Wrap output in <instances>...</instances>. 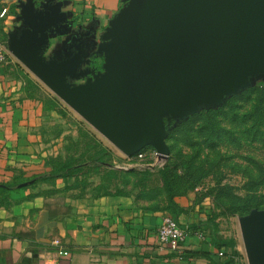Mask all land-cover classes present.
Listing matches in <instances>:
<instances>
[{
    "label": "water",
    "instance_id": "1",
    "mask_svg": "<svg viewBox=\"0 0 264 264\" xmlns=\"http://www.w3.org/2000/svg\"><path fill=\"white\" fill-rule=\"evenodd\" d=\"M55 1L20 4L8 49L127 156L152 146L167 159L165 117L220 102L264 69V0H128L99 38L79 28L63 58L46 54L68 24ZM240 225L249 264H264V210Z\"/></svg>",
    "mask_w": 264,
    "mask_h": 264
},
{
    "label": "crops",
    "instance_id": "2",
    "mask_svg": "<svg viewBox=\"0 0 264 264\" xmlns=\"http://www.w3.org/2000/svg\"><path fill=\"white\" fill-rule=\"evenodd\" d=\"M28 1L2 0L8 11L0 22V41L22 26L20 4ZM56 1L63 2L68 24L53 35L46 54L59 58L73 54L79 28L93 29L99 38L128 2ZM31 73L8 49L7 60L0 62V183L47 176L50 158L63 155L65 136L77 132L58 127L59 111L35 94L39 81ZM53 187L40 180L0 203V264H228L231 250L214 241L210 201L195 190L174 196L172 211L162 184L148 196L139 190L96 194L89 189L78 195L74 188ZM166 213L187 231L177 249L158 238ZM60 248L70 254H60Z\"/></svg>",
    "mask_w": 264,
    "mask_h": 264
},
{
    "label": "rangeland",
    "instance_id": "3",
    "mask_svg": "<svg viewBox=\"0 0 264 264\" xmlns=\"http://www.w3.org/2000/svg\"><path fill=\"white\" fill-rule=\"evenodd\" d=\"M2 4L0 0L1 8ZM8 32L2 41L6 46ZM32 75L39 81L35 94L44 99L49 109H58V127L77 131L75 136L70 132L65 136L63 147L68 144L67 136L77 140L69 150L63 148L66 158L70 156L78 164L94 152L92 148L88 152L92 140L82 137L79 129L88 130L90 136L112 151V167H98L93 162L80 168L75 178L54 180L51 190L74 188L78 195L88 189L96 194L139 190L148 196L160 191V171L165 168L176 190H195L209 199L211 220L219 234L236 242L239 253L235 264H249L240 218L252 210H264V69L247 75L238 90L225 94L220 102L202 103L196 113L186 117H165L170 155L163 161L158 160L152 146L142 149L143 158L138 157L140 151L127 156Z\"/></svg>",
    "mask_w": 264,
    "mask_h": 264
},
{
    "label": "trees",
    "instance_id": "4",
    "mask_svg": "<svg viewBox=\"0 0 264 264\" xmlns=\"http://www.w3.org/2000/svg\"><path fill=\"white\" fill-rule=\"evenodd\" d=\"M1 22V21H0ZM79 133L82 137L86 136L88 137V140H92L91 144L87 146L88 152L92 149H94V152L91 154V156L88 158V160H85V162L74 164L71 160V157L69 156L66 158V155H58L56 157L50 158V164L52 167L51 172L47 176H32L29 178H22L19 180L14 181L13 183H0V203H4V200L10 198L11 194L13 192H20L21 190L28 188L30 186H33L38 181H48L52 183L57 178L61 177L63 179H70L72 177H77L79 174V169L84 167L87 168L91 165V163L95 162L98 167H112L113 164L109 158L112 156V151L110 148H108L106 145L102 144L98 140H96V137L90 136V132L88 130L79 129ZM67 145L64 147L65 150H69L71 148V145L76 143V138L73 136H67L66 137ZM144 150V149H143ZM143 150H141L139 153H141ZM67 152V151H66ZM138 153V154H139ZM161 172V184L164 189V191L167 194L168 197V209H171L174 211L175 203H174V196L182 193H186L189 190H176L175 186L172 185V182L170 180V176L166 169L164 168ZM27 183L24 186H21V184ZM65 190V188H62ZM112 194V193H107ZM114 194V193H113ZM145 195V194H144ZM211 220V219H210ZM213 234H214V241L219 244V246H225L226 248L231 250V256L228 260L229 263H235L236 261V255L239 253L236 249V242L233 239H220L216 236V233L218 232V228L216 224H213Z\"/></svg>",
    "mask_w": 264,
    "mask_h": 264
},
{
    "label": "built area",
    "instance_id": "5",
    "mask_svg": "<svg viewBox=\"0 0 264 264\" xmlns=\"http://www.w3.org/2000/svg\"><path fill=\"white\" fill-rule=\"evenodd\" d=\"M7 8H0V21L6 16ZM8 46L0 41V62L7 60ZM158 158V153L156 154ZM139 158L144 157V153L138 154ZM159 241L162 245L170 246L172 249H177L185 241L187 237L186 229L182 228L174 216L170 213H166L161 221L157 230ZM59 253L63 255H69V251L63 248L59 249Z\"/></svg>",
    "mask_w": 264,
    "mask_h": 264
},
{
    "label": "flooded vegetation",
    "instance_id": "6",
    "mask_svg": "<svg viewBox=\"0 0 264 264\" xmlns=\"http://www.w3.org/2000/svg\"><path fill=\"white\" fill-rule=\"evenodd\" d=\"M87 32H91V35H92L93 29H92V30H89V31H87ZM89 37H90V39H91V36H89ZM87 40H88V39H87ZM71 51L75 52L74 49H72ZM98 70H101V67H98V68H97V71H98ZM85 80H86V77L83 78V79H81V80H78V81L84 82Z\"/></svg>",
    "mask_w": 264,
    "mask_h": 264
}]
</instances>
